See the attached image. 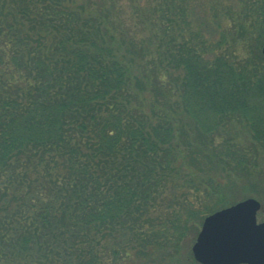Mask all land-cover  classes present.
<instances>
[{"label":"trees","instance_id":"16d2710c","mask_svg":"<svg viewBox=\"0 0 264 264\" xmlns=\"http://www.w3.org/2000/svg\"><path fill=\"white\" fill-rule=\"evenodd\" d=\"M110 1L0 0V255L8 264H60L56 256L128 264L167 241L179 250L191 217L226 205L206 176L219 168L212 156L234 154L250 173L245 155L220 149L215 132L246 121L264 143V53L254 56L264 0L133 2L135 27L120 34L107 24L108 6L117 7ZM218 28L208 41L204 30ZM208 145L211 156L196 154ZM195 178L203 187L190 188L219 199L188 201V218L168 235L161 216Z\"/></svg>","mask_w":264,"mask_h":264},{"label":"rangeland","instance_id":"374dc122","mask_svg":"<svg viewBox=\"0 0 264 264\" xmlns=\"http://www.w3.org/2000/svg\"><path fill=\"white\" fill-rule=\"evenodd\" d=\"M110 1V0H109ZM149 0H111L109 3L115 2L117 7L114 6V9L111 8L112 6L109 5V14L107 15L108 21L107 24L109 27H111V30L114 31L115 34L121 33V30H132V26L134 25V17L132 15V8L130 7V3L133 2H142L147 3ZM238 0H202L201 2L209 4L212 2L224 4V3H232L237 2ZM108 2V1H107ZM220 6V10H221ZM200 13L202 16L211 18L209 10V7H203L200 8ZM207 15V16H206ZM209 29V28H207ZM220 31L222 29L219 28L215 32H210L208 30H204L205 37L208 41H213L217 39L220 36ZM229 35L234 33V25L230 24V27H227L226 30ZM231 40V38H229ZM228 39V41H229ZM256 47L258 50H256V58H257V52L262 53V48L264 46V37L262 39L257 40ZM123 51L126 53L125 47L123 48ZM127 54V53H126ZM233 123V124H232ZM246 121H239L237 119L233 120L231 124H226V127L224 129H220V131H216L215 135H217L216 142L218 143V146L220 149L223 148V144L225 145V149L228 151H231L232 153H235L238 151L240 154L245 155V162L248 164L247 168L250 167V173L248 174V177L246 178L239 169L236 168L237 160L236 156L225 154L220 155H213V160L216 162V164L219 166L217 171L215 172H208L207 175H212L214 177V180L216 183L221 185V188L226 193V200H225V206L234 204L240 200L246 199L248 197H255L258 200L261 201V209L258 212V220L263 221L264 220V143L259 142L254 139V135L251 131V127L249 126ZM188 131L191 132V136H194L196 134L195 128H197L195 122L192 120L191 117L188 118ZM194 137L191 138V140ZM231 139V141L229 140ZM205 148L202 147L198 153H196L198 156H200L201 150L207 151V153L211 156V146ZM215 149V148H214ZM214 152V151H213ZM212 152V153H213ZM208 156V159L210 160L211 157ZM247 158V159H246ZM203 159V158H202ZM257 161V165L255 166V162ZM227 161H230L231 164H228ZM246 168V169H247ZM231 175L229 178L228 176ZM201 179V178H200ZM200 179L195 178L192 182H187L186 184H183V187H181L177 193L176 204L174 207L166 213V215L161 216V224L162 227L164 226L166 228V231H168V235L175 234V226L174 223L177 219V222L184 221L188 218V211L186 208H189L188 201L195 199L198 194H201L202 200H211L215 201L219 199V196L214 194V196L210 199H206L207 196H205V192H202L201 190L196 191L194 188H190L192 184H197ZM230 179V180H229ZM215 183V184H216ZM235 183V184H231ZM201 187H203L200 184ZM5 189V184L0 188ZM181 192V193H180ZM0 194L1 191H0ZM214 198V199H213ZM212 205V204H211ZM16 208V207H15ZM15 208L11 209L12 211L15 210ZM200 205L195 207V211H199ZM222 208V207H220ZM218 208V209H220ZM217 209V210H218ZM216 211V210H215ZM179 212V215L176 217V214ZM214 212V211H213ZM212 213V212H211ZM210 214V213H209ZM205 217L201 216L200 214H196L195 217H191L190 220H188V228L185 229V233L182 236L181 241V247L178 249L172 247V244L170 245V242L167 241L165 246L159 247L158 251L154 256H147L144 255L143 252L138 253L134 252V258L132 261H130L128 264H200L198 263L193 255L192 252V246L198 236V233L201 230L202 223L204 221ZM176 236L178 235L175 234ZM173 241H176V238H172ZM172 241V243H173ZM188 256V260H187ZM55 259L58 263L62 264L61 257L56 256ZM0 264H8L6 261V258L2 255H0Z\"/></svg>","mask_w":264,"mask_h":264},{"label":"water","instance_id":"95a60500","mask_svg":"<svg viewBox=\"0 0 264 264\" xmlns=\"http://www.w3.org/2000/svg\"><path fill=\"white\" fill-rule=\"evenodd\" d=\"M261 206L248 197L208 214L192 246L197 262L264 264V221L257 219Z\"/></svg>","mask_w":264,"mask_h":264},{"label":"flooded vegetation","instance_id":"af4514ba","mask_svg":"<svg viewBox=\"0 0 264 264\" xmlns=\"http://www.w3.org/2000/svg\"><path fill=\"white\" fill-rule=\"evenodd\" d=\"M259 211H260V210H259ZM259 211H258V212H259ZM257 218H258V213H257ZM258 221H259V220H258ZM263 221H264V220H263Z\"/></svg>","mask_w":264,"mask_h":264}]
</instances>
